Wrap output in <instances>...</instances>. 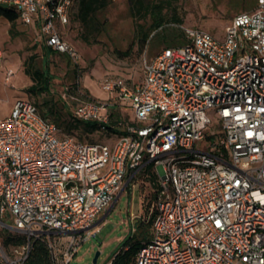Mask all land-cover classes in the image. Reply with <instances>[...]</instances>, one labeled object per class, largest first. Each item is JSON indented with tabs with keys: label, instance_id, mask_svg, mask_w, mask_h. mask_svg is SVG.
<instances>
[{
	"label": "built area",
	"instance_id": "built-area-1",
	"mask_svg": "<svg viewBox=\"0 0 264 264\" xmlns=\"http://www.w3.org/2000/svg\"><path fill=\"white\" fill-rule=\"evenodd\" d=\"M73 4L0 0V10L38 23L40 39L80 69L81 54L61 35ZM185 36L144 59L138 82L106 77L111 101L75 107L73 118L98 134L111 106L132 111L112 144L66 135L25 100L0 119V236L24 241L9 252L0 245V264H25L37 240L50 264H71L100 233L96 219L147 167L159 194L137 264H264V0L234 16L222 38L201 29Z\"/></svg>",
	"mask_w": 264,
	"mask_h": 264
},
{
	"label": "rangeland",
	"instance_id": "rangeland-1",
	"mask_svg": "<svg viewBox=\"0 0 264 264\" xmlns=\"http://www.w3.org/2000/svg\"><path fill=\"white\" fill-rule=\"evenodd\" d=\"M255 5L256 0H179L174 7L176 17L182 20V25L169 24L164 28V31L185 33L186 29H201L217 38H222L228 22L240 13L252 11ZM99 17L105 25L103 33L97 39V44L88 45L80 40L81 27L78 23L73 24L71 30L67 31L65 35L67 41L79 51L84 60L82 72L78 73V76L74 71L73 64L71 65L66 57L67 55L52 54L49 57V71L50 75L54 77L50 94L33 97L26 92V89L32 85V81L24 73L21 64L26 59L25 51L14 53L17 65L13 68L19 70L13 77L12 83L20 85L23 83V79H26L21 91L18 92V97L33 102L41 114L47 111L45 103L55 104L57 108L62 109L61 120L58 122L52 116H47V118L59 125L64 133H67L66 124L70 114L69 109L64 108V103L66 102L69 108L75 107L78 103L60 100V91L65 85L75 83L78 79L80 81L84 74L89 73L93 68H95L94 71H101L105 75L111 71L122 69L138 71L144 59H153L164 49L160 47L151 51L150 47H146L142 54H138L137 47H134V54L131 58L120 60L115 56L114 51H125L132 44L134 37V23L129 15L126 2L124 0L114 1L111 7L101 13ZM30 44L31 42H27L24 46L25 49L30 48ZM43 65V56L38 54L34 67L43 69ZM2 67L0 65V72L3 70ZM6 99L7 97L0 98V112H4L8 107ZM128 115L131 118L134 117L132 111L128 112ZM74 134L72 136L80 142L109 143V139L103 134L91 135L84 131H75ZM138 177L133 181L136 186L133 193L129 192V188L126 189L116 203L110 205L98 217L100 233L80 248L71 264H94L93 259L97 252H100V256L96 264H107L120 251L126 240L139 233L140 217L143 214L141 203L150 197L154 186L144 184ZM2 244L3 239L0 236V245Z\"/></svg>",
	"mask_w": 264,
	"mask_h": 264
},
{
	"label": "trees",
	"instance_id": "trees-1",
	"mask_svg": "<svg viewBox=\"0 0 264 264\" xmlns=\"http://www.w3.org/2000/svg\"><path fill=\"white\" fill-rule=\"evenodd\" d=\"M124 1L126 2L129 15L134 23V37L132 44L125 51H114V54L118 59L125 60L131 58L134 54V47H137L138 54H142L146 47H150V50L152 51L160 47H163L164 49L179 47L187 42L185 33L183 32L164 31V28L169 24L173 26L182 25V20L176 17L174 7L179 0ZM113 2V0H74L73 7L70 11V23L67 29L62 31V38L67 40L65 38L67 31L71 30L73 24L78 23L81 27L79 33L80 40L88 45L97 44V39L103 33L105 25L100 19L99 15L111 7ZM0 16L7 19L12 24H14L17 19V15L12 10L2 9L0 10ZM50 52L51 54L55 53V51H53L51 48ZM57 54L61 53L57 52ZM48 55L49 53L45 54L46 60L44 61L43 69L34 67L36 60L35 56L27 59L24 62V71L30 76L33 82L31 87L27 90V92L32 96L36 97L42 94H49L52 77L48 72ZM76 90L79 91V96L85 97V94L83 95L78 88L77 83L71 84L69 86L68 93L70 92L71 94L72 91L75 92ZM68 93H66V95ZM87 100L92 99L87 98L85 101ZM66 104L67 103L65 102L64 108L69 109L68 105ZM45 105L47 106V111L44 114H41L38 110L42 117L48 119L47 116H52L56 122L61 120L62 109L57 108L55 104L45 103ZM35 107L37 108L36 105ZM67 120L66 135L72 136L75 131H84L87 134L92 135L98 133L99 131V127L97 125L78 121L73 118L71 113L69 114ZM57 126L59 127V125ZM116 127H118V122H114L112 119L110 124L106 127L107 132L105 134H107L111 140L113 139V141L116 139V136H113V134H117ZM112 142H110V144ZM88 144H93V142ZM137 176L140 177V180L143 181L144 184L154 186L153 193L141 203L143 214L140 217L141 227L139 228V233L137 235L135 234L133 238L126 240L120 251L112 258V261L108 262L107 264H137V253L148 237L150 228H152L154 215L151 214L150 211L159 194L158 178L156 173L150 167L142 170ZM23 242V238L20 237H7L3 239L2 246L6 249V251L9 252L13 249V247H18L23 244ZM25 264H50L46 244L44 241L37 240L33 243L32 253Z\"/></svg>",
	"mask_w": 264,
	"mask_h": 264
},
{
	"label": "crops",
	"instance_id": "crops-1",
	"mask_svg": "<svg viewBox=\"0 0 264 264\" xmlns=\"http://www.w3.org/2000/svg\"><path fill=\"white\" fill-rule=\"evenodd\" d=\"M2 9H5V8H2ZM5 10H9V9H5ZM64 29H67V27ZM27 42H31L30 48L25 49L24 46H26L25 44ZM0 46L3 48V52H4L3 60L0 61V65L3 66L2 67L3 70L0 72V98L7 97L6 101L8 103V107L6 108V110L4 112H0V119H3V118L10 115L16 101L23 100V99L18 97V92L21 91L23 84H25V82H26L25 81L26 79L24 78L23 83H21L20 85L12 83L13 77L15 76L16 72H18V70H19L18 68L14 69L15 66L17 65L16 55L14 53L22 51V50L25 51L26 59L23 62H21L22 67H23V71H24V62L27 59H29L33 56H35L37 59L38 54H40L43 56V64H44V61L46 60L45 54L49 53L48 59L52 54L50 52V48L39 37V25H38V23H34L30 26H25L22 23H20L18 19H16L15 23L12 24L7 19H5L1 16H0ZM53 54H57V52L55 51V53H53ZM81 60H82L81 62L83 64L84 60H83L82 55H81ZM48 62H49V60H48ZM71 64H73V63L71 62ZM82 64H81L80 69H77L74 65H72L73 68L75 69L74 71L77 73V76L79 75L78 73L82 72V69H83ZM48 66H49V63H48ZM9 70L13 71V75L10 78H7V72ZM94 70H95V68L90 69V72L84 74V76L82 77V79L80 81H79V79H78V81H75V83L78 84V88L80 89L81 93L83 95L85 94V97L79 96V93H78L79 91H77V90L75 92L72 91L71 94H70V92L69 93L67 92L68 94L66 95L64 90L66 87L69 88V86L71 85L70 84V85H65L61 89L60 100H62V101H76V102H78L77 105L80 104L81 102H84L87 98H90L92 100H98V101H111V95H109L107 92L103 91L101 88V82L106 77H108L110 75H122V76H126V77L131 78L135 82H138L141 79V72H140L141 68L138 71H136L135 69L114 70V71H111L110 73H107L106 75L101 71L97 72ZM48 72L50 75L49 67H48ZM24 73H25V71H24ZM27 76L30 78L29 75H27ZM50 76L52 77V82H53L54 77L52 75H50ZM52 82H51V85H52ZM32 84H33V82H32ZM72 84H74V83H72ZM30 87H31V85H30ZM30 87H28L26 89V92ZM51 87L52 86H50L49 94L52 91ZM33 97H35V96H33ZM36 97H38V96H36ZM31 103H33V102H31ZM66 105H68V104H66ZM68 107H69V105H68ZM75 107L69 108V111L71 114H73ZM128 112H130V110L126 107H123V106L121 107V106L116 105V106L110 107L111 119L114 122H118V123L121 122V123L125 124V123L132 121L133 118H131L128 115ZM116 133L117 134H113V136H116V138H117L122 133V127L121 126L118 125V127H116ZM103 135L109 139V143L113 141V139L111 140L107 134H103ZM139 183H140V180H139ZM135 187H136L135 184H133L132 188L129 189V192L131 194L133 193ZM123 193H125V191H123L121 195H123ZM121 195L119 197H121ZM97 219H96V223L99 224ZM134 231H135V229H134ZM151 235H152V228H150V232L148 234V237L146 238V240L144 242L148 241L151 238Z\"/></svg>",
	"mask_w": 264,
	"mask_h": 264
},
{
	"label": "water",
	"instance_id": "water-1",
	"mask_svg": "<svg viewBox=\"0 0 264 264\" xmlns=\"http://www.w3.org/2000/svg\"><path fill=\"white\" fill-rule=\"evenodd\" d=\"M99 256H100V252H97V253L95 254L94 259H93V263H94V264L97 263V260H98Z\"/></svg>",
	"mask_w": 264,
	"mask_h": 264
}]
</instances>
